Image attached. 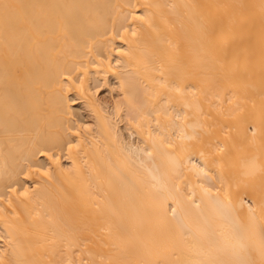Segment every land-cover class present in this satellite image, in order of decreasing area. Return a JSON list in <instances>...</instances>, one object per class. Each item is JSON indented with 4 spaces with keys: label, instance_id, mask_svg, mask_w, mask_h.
<instances>
[{
    "label": "bare ground",
    "instance_id": "bare-ground-1",
    "mask_svg": "<svg viewBox=\"0 0 264 264\" xmlns=\"http://www.w3.org/2000/svg\"><path fill=\"white\" fill-rule=\"evenodd\" d=\"M0 264H264V0H0Z\"/></svg>",
    "mask_w": 264,
    "mask_h": 264
},
{
    "label": "rangeland",
    "instance_id": "rangeland-1",
    "mask_svg": "<svg viewBox=\"0 0 264 264\" xmlns=\"http://www.w3.org/2000/svg\"><path fill=\"white\" fill-rule=\"evenodd\" d=\"M107 93H108V92H107ZM116 93H117V91L114 90V94H116ZM104 94H105V92H104Z\"/></svg>",
    "mask_w": 264,
    "mask_h": 264
}]
</instances>
